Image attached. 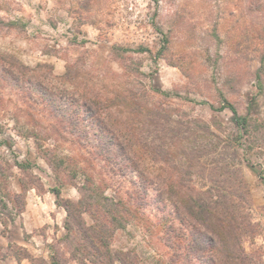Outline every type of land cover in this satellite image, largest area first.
<instances>
[{
  "label": "rangeland",
  "instance_id": "374dc122",
  "mask_svg": "<svg viewBox=\"0 0 264 264\" xmlns=\"http://www.w3.org/2000/svg\"><path fill=\"white\" fill-rule=\"evenodd\" d=\"M5 55L36 67L49 90L63 92L57 98L69 114L77 106L70 96L98 94L123 122L153 131L151 140L156 111L168 110L186 146L214 149L204 161L237 167L243 176L245 188L234 186L235 200L246 206L255 231L244 246L253 264H264V133L257 130L264 124V91L257 87L264 68V0H0V56ZM2 64L0 264H50L55 254L79 264L64 240L66 210L51 189L61 187L63 197L77 201L82 179H73L69 170L78 166L110 183L108 192L117 187L126 195L131 182L92 156V133L67 130L68 117L28 80L33 71L17 83ZM67 72L72 81L59 78ZM262 80L264 85V71ZM123 91L137 95L138 104L112 105ZM225 100L238 116L223 107ZM84 114L74 118L90 129ZM244 117L251 120L250 135L240 127ZM53 153L68 160L60 178L50 164ZM17 162L32 166L23 171ZM214 174H195L194 184L211 187ZM144 214L142 223L116 233L113 247L131 251L137 264H168L174 250L166 245L160 217L150 207Z\"/></svg>",
  "mask_w": 264,
  "mask_h": 264
},
{
  "label": "trees",
  "instance_id": "16d2710c",
  "mask_svg": "<svg viewBox=\"0 0 264 264\" xmlns=\"http://www.w3.org/2000/svg\"><path fill=\"white\" fill-rule=\"evenodd\" d=\"M0 60L3 61V70L17 83L25 80L28 71H33L28 80L31 79L32 85L38 88L37 93L44 95L50 105L54 103L58 111L60 108V114L68 117L66 123L70 129L67 130L70 133L80 130L81 135L86 136L92 133L97 140L89 150L92 156L99 162L105 161L101 163L103 167L127 177L131 182L126 195L117 187L108 192L110 183L104 184L95 171L78 166L73 168L74 171L69 170L73 179H82L78 184L81 196L77 201L63 197L61 187L51 189L57 197V204L66 210L64 240L73 245L72 257L79 264H137V258L131 251L113 247V239L119 230L126 229L129 224L142 223L148 207L156 209L166 245L174 250L168 264H178L180 260L183 264L254 263L244 246L245 238L255 234L254 225L245 212L246 206L235 200L237 192L234 186L245 188L243 176L239 177L237 167L222 163H211V166L204 161L203 158L214 149L186 146L178 135L179 128L170 123L173 115H169L168 110L159 108L156 111L159 121L154 124L155 135L150 140L153 131H145L139 123L123 122L117 113L110 110L109 103L96 96L98 94L89 97L87 93H80L76 96L80 100L78 103L70 96L71 103L77 106L69 114L68 108L63 107L57 98L58 93L63 97V92L49 90L46 81L39 79L41 73L36 67H29L6 55L0 56ZM44 66L47 64H38L37 67ZM263 71L264 68H261L257 75V87L261 91H264ZM60 77L73 80L70 72ZM149 89L168 96L159 88L151 89L150 86ZM138 98L133 92L123 91L112 105L135 106ZM223 107L238 116L237 108L228 100ZM84 113L90 118L93 132L74 118ZM251 125L249 117L240 120V127L249 135L252 134ZM53 129L56 135L62 132L58 126ZM257 130L264 133V124L258 123ZM85 146L89 147L88 143ZM51 157L50 164L60 178V172L69 168L68 160L66 157L56 158L55 153ZM16 164L23 171L32 166L30 163ZM209 169L216 174L211 177L214 185L199 189L194 184V175L204 174ZM229 173L232 176L222 177ZM236 179L238 181L235 182ZM246 193L249 194V190L246 189ZM86 215L90 220L86 219ZM148 228L151 226L148 225ZM50 264L68 263L55 254Z\"/></svg>",
  "mask_w": 264,
  "mask_h": 264
}]
</instances>
